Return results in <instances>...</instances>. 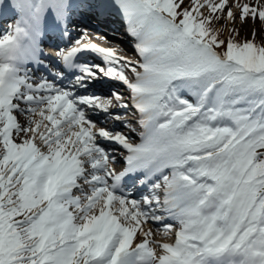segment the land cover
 <instances>
[{"label": "snow or ice", "instance_id": "6c2138e0", "mask_svg": "<svg viewBox=\"0 0 264 264\" xmlns=\"http://www.w3.org/2000/svg\"><path fill=\"white\" fill-rule=\"evenodd\" d=\"M183 5L0 0V264H264V39L235 27L264 29V0ZM77 7L118 12L139 59L72 41ZM49 31L72 42L45 53Z\"/></svg>", "mask_w": 264, "mask_h": 264}, {"label": "rangeland", "instance_id": "374dc122", "mask_svg": "<svg viewBox=\"0 0 264 264\" xmlns=\"http://www.w3.org/2000/svg\"><path fill=\"white\" fill-rule=\"evenodd\" d=\"M241 2H248V0H241ZM252 3H255V0H251ZM232 3H233V0H229V6H232ZM189 5V0H184V7H188ZM233 11H237L235 8H233ZM117 24L116 20L113 21ZM260 23L259 21H257L255 24H253V22L251 20H249L246 24H244L243 26L240 25V22H239V19H237L236 21V24H235V27L239 28L240 30V35L243 34L242 33V29H246L248 32L245 34L246 37H249L250 36V33L252 31L253 28L256 29V31L258 32L259 30V27H260ZM217 27H220L223 31V36L226 37V35L228 34V29L231 28L233 25H231L229 22L227 21H224L223 23L219 24V25H216ZM118 29L113 31V30H106L104 31V35L101 36V37H105L104 39H102L103 41H105L106 39H108L109 41H111L112 43L114 44H117V38L114 37L115 34L118 35ZM111 34V35H110ZM113 35V36H112ZM119 36H121L119 34ZM118 55L120 56H124L126 58H128L129 60H138L137 57H134L133 53L128 49H125V50H118ZM159 252V250H158Z\"/></svg>", "mask_w": 264, "mask_h": 264}, {"label": "bare ground", "instance_id": "6f19581e", "mask_svg": "<svg viewBox=\"0 0 264 264\" xmlns=\"http://www.w3.org/2000/svg\"><path fill=\"white\" fill-rule=\"evenodd\" d=\"M103 24L104 25H110V29L111 30H115V28L116 27H118L117 25H114L113 23H109L108 21H107V18H106V20H104V22H103ZM104 27H108V26H104ZM98 33V32H97ZM101 35V34H100ZM97 37V36H96ZM88 38L89 39H91V37L90 36H88ZM98 39H99V36L97 37ZM104 43H106V44H108V45H110L111 47L113 46V45H115L114 43H112L111 41H109L108 39H106L105 40V42ZM116 48L117 49H125V47L124 46H116ZM107 83H108V81H107ZM106 83V84H107ZM111 85H113V86H116V84L114 83H109V85L107 86V87H110ZM92 88H97L98 90H100V92L101 93H103L102 95L103 96H108L107 95V90H105L106 89V86L105 85H102V84H98V85H96V86H94V87H92ZM97 123H98V126L99 127H107L103 122H101L100 120H98L97 121ZM118 126V125H117ZM119 127V126H118ZM119 130V129H118ZM121 131V130H120ZM131 136H132V138L134 139V140H138L139 139V136H136L135 134H133V133H131ZM118 159V158H117ZM119 161V160H118ZM115 168L116 169H119V168H121V166H120V164H119V162L115 165ZM153 231H154V233L156 232V229L155 228H153ZM154 239H156V240H162V241H165V242H167L168 240L170 241L171 240V237H163V236H161L160 234H156L155 236H154Z\"/></svg>", "mask_w": 264, "mask_h": 264}, {"label": "trees", "instance_id": "16d2710c", "mask_svg": "<svg viewBox=\"0 0 264 264\" xmlns=\"http://www.w3.org/2000/svg\"><path fill=\"white\" fill-rule=\"evenodd\" d=\"M249 31V30H248ZM245 28L244 29H242V33L243 34H241L240 35V39H244V38H250V36L249 37H246L245 36V34L248 32ZM228 33V32H227ZM258 35H257V42H260V40L261 39H264V29H262V26L260 25V27H259V30H258ZM228 35V34H227ZM226 35V36H227Z\"/></svg>", "mask_w": 264, "mask_h": 264}]
</instances>
